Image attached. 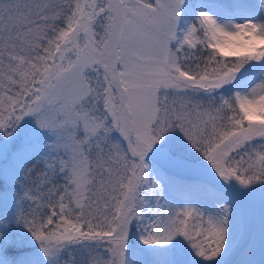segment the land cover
<instances>
[{
  "label": "snow or ice",
  "instance_id": "6c2138e0",
  "mask_svg": "<svg viewBox=\"0 0 264 264\" xmlns=\"http://www.w3.org/2000/svg\"><path fill=\"white\" fill-rule=\"evenodd\" d=\"M0 264H264V0H0Z\"/></svg>",
  "mask_w": 264,
  "mask_h": 264
}]
</instances>
